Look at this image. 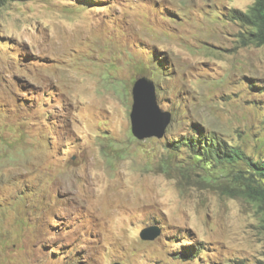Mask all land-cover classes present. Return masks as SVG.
Returning a JSON list of instances; mask_svg holds the SVG:
<instances>
[{"label": "rangeland", "instance_id": "rangeland-1", "mask_svg": "<svg viewBox=\"0 0 264 264\" xmlns=\"http://www.w3.org/2000/svg\"><path fill=\"white\" fill-rule=\"evenodd\" d=\"M251 2L0 5V264L264 262V216L218 185L230 167L205 165L201 181L168 145L200 123L263 153L264 47L239 46L221 15ZM138 76L171 115L161 137L131 133ZM183 245L196 258H174Z\"/></svg>", "mask_w": 264, "mask_h": 264}, {"label": "trees", "instance_id": "trees-1", "mask_svg": "<svg viewBox=\"0 0 264 264\" xmlns=\"http://www.w3.org/2000/svg\"><path fill=\"white\" fill-rule=\"evenodd\" d=\"M0 1L2 5L8 0ZM251 1L244 11L231 8L221 15L240 26L236 34V42L239 46L264 47V0ZM171 141L168 144L171 150L183 149L190 154L191 160L201 164L200 170L203 171L200 176L201 181L207 182L209 179L204 170L205 165H211L218 170L229 166L226 178L230 182L218 184L220 190L225 194L240 196L253 202L264 216V151L261 154L248 155L239 145L232 144L207 127L203 128L200 123H193L190 131ZM212 182L214 183L213 180ZM198 253L199 249L194 245H183L181 252L173 257L191 260L196 258Z\"/></svg>", "mask_w": 264, "mask_h": 264}, {"label": "water", "instance_id": "water-1", "mask_svg": "<svg viewBox=\"0 0 264 264\" xmlns=\"http://www.w3.org/2000/svg\"><path fill=\"white\" fill-rule=\"evenodd\" d=\"M131 107L129 113L132 135L138 140L151 136L161 137L170 122V113L162 111L157 103L156 87L149 77L138 76L131 87ZM159 235V228L151 225L140 229V236L153 240Z\"/></svg>", "mask_w": 264, "mask_h": 264}]
</instances>
